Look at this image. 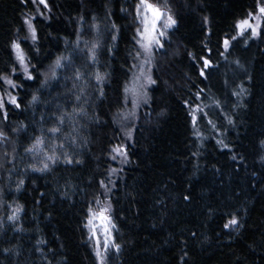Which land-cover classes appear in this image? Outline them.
<instances>
[{"label":"trees","instance_id":"16d2710c","mask_svg":"<svg viewBox=\"0 0 264 264\" xmlns=\"http://www.w3.org/2000/svg\"><path fill=\"white\" fill-rule=\"evenodd\" d=\"M48 2L51 12L44 17L50 18L35 19L33 43L23 39L26 27L17 30L23 14L34 13V5L30 0L24 5L0 0V74L17 68L10 43L19 36L34 77L16 73L13 79L20 87L13 94L20 108L7 105L10 142L0 144V154L11 155L14 145L17 151L15 164L0 168V264H96L84 225L97 199L111 204L113 239L121 245L107 264H264V20L256 37L232 39L237 22L256 14L264 0H151L170 10L177 24L154 55L157 83L149 103L138 111L127 161L121 165L114 164L110 149L125 136L116 119L137 64L133 37L138 0ZM78 38L73 67L86 74L79 84L87 85L88 115L77 125V143H66L65 150L80 163L58 162L47 173L32 172L27 169L36 161L24 148L40 134L41 115L74 101L72 67L58 70L59 80L47 85L43 73L58 56H67ZM225 38L230 40L227 52ZM97 40L96 63L90 64L87 48ZM201 57L212 64L205 77L200 76ZM96 72L107 74L100 85ZM241 87L248 92L233 96ZM5 90L0 82V97H6ZM34 94L39 101L32 104ZM196 105L208 113H197L199 137L189 116ZM71 108L67 103V110ZM21 124L27 132L13 133ZM51 125L47 120L43 127ZM70 132L66 124L64 134ZM110 169L117 171L110 175ZM21 179L24 184L17 191ZM101 181L110 189L106 195ZM185 195L190 199L185 201ZM17 205L22 211L9 222L7 216ZM232 215L243 224L238 231L224 228Z\"/></svg>","mask_w":264,"mask_h":264},{"label":"snow or ice","instance_id":"6c2138e0","mask_svg":"<svg viewBox=\"0 0 264 264\" xmlns=\"http://www.w3.org/2000/svg\"><path fill=\"white\" fill-rule=\"evenodd\" d=\"M31 4L36 5V12L41 17H44V10H48L51 12V8L48 0H30ZM22 5L28 4L29 0H20ZM43 6L42 8L40 6ZM122 11H126L122 9ZM257 11L259 13L258 16L253 15V13H249V18L243 19L237 22V29L239 30L237 35H243L246 31H251L252 37H256L260 33L258 29L260 24L253 25L250 23V19L256 20H264V5H258ZM135 20L137 23V28L133 39L135 40V51L136 55L134 60H140L139 64L134 63L132 65V69L136 70V73L133 75L132 82L133 87L131 89L125 88V93H131V105L133 111L128 112L126 115H123L124 119H127L129 116H135L134 109L138 107L139 103L142 101L143 103L148 102V92L147 89L155 85L157 83L156 79L153 78V58L154 52L156 49L164 48V40L167 37L168 31L172 29L176 24L177 20L173 17L170 10L165 11L160 7L154 5L150 2V0H138V3L135 6ZM50 18V17H44ZM36 19L35 15H28L27 13L23 14L22 17V27L18 28V32L22 31L24 27L27 29V36L23 39L27 40L30 38L33 43L37 41V29L35 27L34 21ZM95 19V18H94ZM205 23H207V18H205ZM93 29H97L98 25L93 23L91 26ZM113 29L116 28L115 24L111 26ZM116 36L113 35V41L116 40ZM233 40L236 39L235 36L232 37ZM67 43V41H66ZM79 38L72 46L71 51L67 56L61 55L56 58L54 63L49 66L48 70L43 73L44 80L43 85H47L49 81H58L59 80V71L58 70H67L68 68H73V75L70 77L73 81V87L70 90L72 95H74V101H66V104L61 106L58 105L56 110L49 113L47 117L42 114L40 119V134L36 135L34 139L31 140V143L24 148V153L32 157L36 163L30 164L27 170L38 173H47L51 171L52 167L56 165L58 162H63L68 165L78 164L79 160H75L73 156L65 150L66 143H71L75 145L77 143L78 138V129L77 125L79 124L80 118L87 117V111L84 107L88 103V97L86 94L87 85L81 86L79 81L85 79L86 74L80 67H73L74 58L76 53L80 51L79 48ZM87 44V42H85ZM229 40L227 38L223 41L224 52H227L229 49ZM11 49L15 54L16 62L19 64L20 68L23 69L24 74L28 80H32L34 77L29 72L28 65L26 63V57L24 55V51L21 48V40L20 37L11 40L10 43ZM100 47L99 40L91 43L90 47L87 48V57L88 63L94 64L97 59V49ZM211 50H209L210 52ZM111 52V49H109ZM224 52H221V55H224ZM191 55V54H190ZM203 61V66L200 70V76H206V70L212 66L211 60L209 58L201 57ZM237 64L239 62L237 61ZM35 67V66H33ZM16 67L13 65L10 74H0V82L4 85H7L9 89H16L20 87L14 82L13 77L16 75ZM7 70H5V73ZM107 74H101L100 72H96L94 75V79L97 85L102 84L106 80ZM251 79V78H249ZM7 91V90H6ZM196 93V98L199 100L201 98V93ZM248 92V89L243 87L240 88L239 91H233V96H241L244 93ZM103 95V90L101 89V96ZM127 98V96H126ZM39 101V97L37 95H33L30 103L35 104ZM72 103L71 111L67 110V103ZM7 105H13L15 108H20V103L18 102V98L16 95H13L11 92L7 93V99L0 97V112H3V121L4 128H0V144L5 145L7 147L10 142V134L6 131L7 128V120H8V112ZM185 105L189 106L188 101H185ZM216 106L219 107L220 104L217 101ZM207 107V106H205ZM197 113H202L204 117L208 116V113L204 112V109L200 107V105H196L189 112V116L191 117L193 129L196 136H200L198 131H195L198 117ZM227 118V117H226ZM47 120L52 121V125L45 129L43 125L47 122ZM209 124H213L212 120H208ZM229 123L231 120L229 119ZM66 124L71 125V132L67 135L64 134V127ZM215 128V125H213ZM27 132V126L21 124L19 128H13V133L19 132ZM59 141V142H57ZM51 142V143H49ZM219 144H223L222 140L217 141ZM261 147L264 148V140L260 142ZM227 147V145H224ZM16 146L14 145L12 148L11 155L8 151H4L0 154V168H6L7 165H14L16 160ZM112 152L115 155L112 156V159L115 160L117 156H122L124 162L127 161V152L123 149L122 146L114 147ZM195 155V153H194ZM232 159L235 160L236 156L233 155ZM242 159V158H241ZM262 161H264V156L261 157ZM9 173L13 171L12 168L6 169ZM26 170V171H27ZM117 169H110L111 173H115ZM111 182V181H109ZM101 186L105 187L104 181H101ZM24 184V180L21 179L17 184V191H19L20 187ZM110 189L105 187V195ZM43 195V194H41ZM67 195V193H64ZM185 201L190 199L189 195H185L183 197ZM96 203L99 205L101 202L97 199ZM22 211L21 206L17 205L15 209L12 210L11 214L7 216V220L9 222H15L18 218V214ZM111 204H106V206L99 208V211L93 210L89 207L87 221L84 225L86 229H88L90 236L95 240L94 254L96 258V264H107L108 253L111 249H115L117 252L120 251L121 245L116 243L112 236V231L116 228L115 223L111 217ZM99 220L100 225L97 227L95 221ZM3 227V224L0 223V228ZM235 227L238 231L239 228L243 227V224L237 218L236 215H232L227 223L224 224L225 229H229ZM100 228L103 229L102 235L104 236L103 243L100 240ZM19 231L20 229H16ZM195 236V233H192ZM6 252H9V249H5ZM187 255V253H185Z\"/></svg>","mask_w":264,"mask_h":264},{"label":"rangeland","instance_id":"374dc122","mask_svg":"<svg viewBox=\"0 0 264 264\" xmlns=\"http://www.w3.org/2000/svg\"><path fill=\"white\" fill-rule=\"evenodd\" d=\"M150 2H151V0H150ZM152 3V2H151ZM153 4H155V3H153ZM41 8L43 7L42 5L40 6ZM34 8H35V11H34V13H32L31 15H35L36 16V18L37 17H41L39 14H37V12H36V5H34ZM162 9V8H161ZM162 10H165V9H162ZM48 10H44V12H47ZM165 11H167V10H165ZM253 15H255V16H258L259 15V13H258V11L256 12V14H253ZM44 16H45V14H44ZM247 18H249V16L247 17ZM250 23H252L253 25H256V24H260L261 25V20H256V19H250ZM174 28V27H173ZM172 28V29H173ZM172 29H170L169 31H171ZM259 29H260V27H259ZM259 29H258V32H259ZM168 31V32H169ZM238 29L236 28V33H235V37H236V39L235 40H233V42H235V41H237L238 40V37H243V38H253L252 37V34H251V31L249 30V31H246L243 35H237V33H238ZM246 34V35H245ZM165 41V40H164ZM229 42H230V40H229ZM232 42V43H233ZM160 51H162V49H156L155 50V52H154V55L157 53V52H160ZM14 54V53H13ZM14 59H15V54H14ZM15 63H16V65H17V71H16V73H19L22 77H24L25 79H27L26 78V76H25V74H24V71H23V69L22 68H20V66H19V64L16 62V59H15ZM26 63H27V61H26ZM140 63V60H137V64H139ZM29 69V68H28ZM136 73V70L134 69V71L132 72V76L130 77V79H129V81L126 83V85H125V87H124V107H123V109L121 110V112H120V114L117 116V119H116V122H117V125H118V127H119V129H120V131L121 132H123L124 134H125V136H124V139H123V141H122V144L121 145H116L115 147H120V146H122L123 147V149L124 150H126V148H127V146H128V144L132 141V138H133V130H134V128H135V124H136V118H137V114H138V111L143 107V106H145V105H147V103H149V93H150V90H151V88H152V86H150L148 89H147V92H148V102L145 104V103H143L142 101L139 103V105H138V107H136L135 109H134V111H135V116H129V117H127V119H124L123 118V115L122 114H124V115H126L128 112H131V111H133V108H132V105H131V99H132V97H131V93L129 92V93H125V88L127 87V88H129V89H131L132 87H133V82H132V78H133V75ZM3 86H4V88L7 90H5L6 91V97H5V99H7V93L8 92H11L12 94L16 91V89H9L8 88V86L7 85H4L3 84ZM14 95V94H13ZM126 96H127V98H126ZM114 148V146L110 149V157L112 158V156L113 155H115V153L114 152H112V149ZM114 161V164L115 165H121V163H123L124 162V159H123V157L122 156H117L116 157V159L115 160H113ZM100 200V204L98 205L97 203H96V201L97 200H95L94 202H92V204L90 205V207L93 209V210H95V211H99V208H101V207H104V206H106V200H102V199H99ZM87 214H88V212H87ZM88 217V216H87ZM87 221V220H86ZM95 223H96V225H97V227H99V225H100V221L99 220H96L95 221ZM235 227H232V228H229V229H226V230H229V231H231V230H233ZM87 230V243H88V245H89V247H90V249H91V251H92V253H93V255H94V258H95V254H94V247H95V240L90 236V234H89V231H88V229H86ZM100 232H101V235H100V240H101V243H103V240H104V236L102 235V233H103V229L102 228H100ZM112 236H113V231H112ZM114 252V249H111L110 251H109V253H108V257L110 256V254H112ZM95 263H96V258H95ZM107 263H108V260H107Z\"/></svg>","mask_w":264,"mask_h":264}]
</instances>
